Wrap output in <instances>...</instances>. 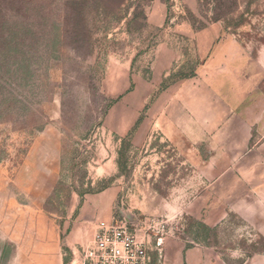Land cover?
Segmentation results:
<instances>
[{
	"label": "rangeland",
	"instance_id": "374dc122",
	"mask_svg": "<svg viewBox=\"0 0 264 264\" xmlns=\"http://www.w3.org/2000/svg\"><path fill=\"white\" fill-rule=\"evenodd\" d=\"M110 7L0 0V264H88L100 220L151 264H264V0Z\"/></svg>",
	"mask_w": 264,
	"mask_h": 264
},
{
	"label": "built area",
	"instance_id": "2783aa9c",
	"mask_svg": "<svg viewBox=\"0 0 264 264\" xmlns=\"http://www.w3.org/2000/svg\"><path fill=\"white\" fill-rule=\"evenodd\" d=\"M149 238L126 220H100L85 251L88 264H151Z\"/></svg>",
	"mask_w": 264,
	"mask_h": 264
},
{
	"label": "trees",
	"instance_id": "16d2710c",
	"mask_svg": "<svg viewBox=\"0 0 264 264\" xmlns=\"http://www.w3.org/2000/svg\"><path fill=\"white\" fill-rule=\"evenodd\" d=\"M17 1H21V0H17ZM115 1V2H114ZM127 0H66V4L67 7L69 8V15L74 17V16H79L84 15V11L87 5H89L90 3H97L99 5V7H103V8H113L110 7L111 5L121 8L122 5L124 4V2ZM111 2V3H110ZM113 3V4H112ZM111 4V5H110ZM79 20L75 21L76 23L73 25L71 32L73 33L74 36H78L80 34V31L78 29V25H80V21ZM4 23V22H3ZM3 23L0 21V71H2L4 69V65H5V59L1 60L2 55L4 54V47H6V44L8 42H10L11 36H9L8 34H6L4 32V27ZM8 35V36H7ZM16 65L18 66V68H22L24 70V80H26V78L31 74L32 68H31V63L29 62H18L16 63ZM16 97V96H15ZM17 101L18 98L16 97ZM141 119H139L136 123V125L139 124ZM128 142V140L124 139L123 143L124 145ZM124 150H121L120 154H121V158H120V164H122V159L124 156Z\"/></svg>",
	"mask_w": 264,
	"mask_h": 264
},
{
	"label": "crops",
	"instance_id": "0c3cea01",
	"mask_svg": "<svg viewBox=\"0 0 264 264\" xmlns=\"http://www.w3.org/2000/svg\"><path fill=\"white\" fill-rule=\"evenodd\" d=\"M108 221V220H107Z\"/></svg>",
	"mask_w": 264,
	"mask_h": 264
}]
</instances>
